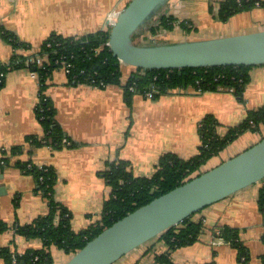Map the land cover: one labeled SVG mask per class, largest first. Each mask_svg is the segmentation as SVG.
<instances>
[{
  "label": "crops",
  "instance_id": "obj_1",
  "mask_svg": "<svg viewBox=\"0 0 264 264\" xmlns=\"http://www.w3.org/2000/svg\"><path fill=\"white\" fill-rule=\"evenodd\" d=\"M220 1L171 0L166 6L167 11L171 9L176 13L177 19L190 24L191 18L196 23L209 19L213 24H205L208 30H200V33L199 30L189 32L175 26L172 30L176 29L173 34H177V38L169 42L264 29V5H255L232 15L231 18L242 14L243 19L240 15L239 25L223 29L222 22L216 17ZM128 2L0 0V65L10 64L14 55L4 32L30 45L29 49L21 51L30 55L52 33L81 37L106 30L109 15L121 11ZM226 29L232 31L226 33ZM207 31L209 33H204ZM218 32L222 35L218 36ZM131 70V66L123 65L121 84L97 87L69 82L65 70L56 68L42 83V90L37 72L27 66L10 69L5 74L0 86V221L8 228L0 233V246L24 253L43 245L41 238H27L16 234L13 229L16 224H27L45 215L49 208L47 200L36 191L33 176L21 171L17 163L31 162L54 169L53 197L70 211V226L77 232L100 218L111 190L100 171L105 170L110 162L125 160L133 175L151 176L162 154L169 152L187 159L198 152V125L205 115L215 116L219 122L217 133L223 135L228 126L239 124L248 110L264 104V64L249 69V82L242 101L237 100L230 89L198 91L188 85L167 90L155 98L134 92L131 103L127 104L122 85ZM39 92L50 100L56 122L64 136L76 143L75 146L56 148L45 142L39 145L30 143L28 137L44 136L43 126L35 115ZM263 137L264 121L257 129L240 133L191 176L216 166ZM260 188V182L254 183L200 210L195 215V219L203 222L199 239L171 250V261L177 264L212 261L216 264H261L264 220L257 203ZM220 226L239 230V238L249 252L246 262H240L236 250L219 236L217 229ZM167 250V244L156 237L113 264H153L155 257ZM49 252L51 264H65L72 255L54 245L50 246ZM0 264L8 263L0 259Z\"/></svg>",
  "mask_w": 264,
  "mask_h": 264
},
{
  "label": "trees",
  "instance_id": "obj_2",
  "mask_svg": "<svg viewBox=\"0 0 264 264\" xmlns=\"http://www.w3.org/2000/svg\"><path fill=\"white\" fill-rule=\"evenodd\" d=\"M255 5H264V0H221L219 2L217 17L223 21L232 15L248 10ZM178 19L167 14L164 7L157 15L145 23L134 35L135 43L152 41L151 36L157 29L171 30ZM179 26L183 30L190 31L195 28L186 20H180ZM110 25L106 30L90 33L86 36L76 37L52 33L38 47L40 53L45 52L46 57L42 66L25 63L26 57L21 53L30 45L17 39L9 32H4V37L9 41L14 50L12 61L8 65H0V86L4 82L5 74L14 68L27 66L35 70L41 80V90L44 81L51 72L61 66L62 62L70 63L67 76L69 82L86 83L105 87L110 84H121L123 65L112 55V51L106 45ZM149 32V33H147ZM151 35V36H150ZM56 61L58 63L56 64ZM253 65H227L214 67H186L182 69H141L131 67L128 79L122 85L124 98L127 104L131 103V96L135 91L144 94L154 89L153 98L160 93L171 89H181L192 85L196 90L208 91L216 89H230L237 100H243L246 84L249 82V69ZM130 86L134 89L131 90ZM35 115L44 129V136L28 137L31 144L39 145L43 142L53 147L65 145L63 139L69 142L66 146H75L76 143L64 136L60 125L55 120V110L50 100L39 92ZM264 121V104L248 110L245 118L237 125L228 126L225 134L217 133L219 122L212 114L205 115L198 125L200 145L198 152L188 159L178 157L173 153H164L157 161L153 175L135 176L127 161L117 159L110 162L100 175L110 186V194L105 200L99 220L80 231H73L70 226V211L53 197L56 174L52 167L38 166L31 162L17 163L21 171L29 173L35 180V189L47 200L48 212L35 218L27 224H16L13 229L16 234L27 238L39 237L43 245L39 249L26 251L19 258L17 264H51L52 257L50 246L54 245L65 253L73 254L82 248L87 241L95 237L104 227L122 218L136 208L150 202L153 198L188 181L191 174L199 169L208 159L217 155L240 133L246 130H255ZM4 162V161H3ZM191 176V177H190ZM195 176V175H194ZM261 188L258 195V208L264 220V179L260 181ZM199 212V211H198ZM193 213L181 223L167 229L159 239L168 247L166 253L155 257L153 264H177L171 261L170 251L196 242L203 230L201 219H195ZM8 228V225L0 221V233ZM218 234L237 252V259L246 262L249 252L239 238V230L229 226H220ZM12 250L8 246H0V259L10 264ZM37 257V259H34ZM206 264H216L208 262ZM261 264H264V255L261 256Z\"/></svg>",
  "mask_w": 264,
  "mask_h": 264
},
{
  "label": "water",
  "instance_id": "obj_3",
  "mask_svg": "<svg viewBox=\"0 0 264 264\" xmlns=\"http://www.w3.org/2000/svg\"><path fill=\"white\" fill-rule=\"evenodd\" d=\"M170 1L129 0L118 12L109 30L108 47L121 65L182 69L264 64V29L205 39L135 43V33ZM263 179L264 137L104 227L65 264H113L191 214Z\"/></svg>",
  "mask_w": 264,
  "mask_h": 264
},
{
  "label": "rangeland",
  "instance_id": "obj_4",
  "mask_svg": "<svg viewBox=\"0 0 264 264\" xmlns=\"http://www.w3.org/2000/svg\"><path fill=\"white\" fill-rule=\"evenodd\" d=\"M169 7V6H168ZM168 14H171V15H173V16H177V14L176 13H174L173 11H171V9H169L168 11ZM240 15H242V14H238L237 16H235V17H233V18H231V17H229L227 20H225V21H223V20H221V19H219L218 21H220V22H222V24H221V26H222V28L224 27V28H227L228 26H233V24L234 25H236V24H238V22H239V20H240ZM216 17H217V12H216ZM177 18V17H176ZM218 18V17H217ZM242 19H243V15H242ZM190 20V22H191V24H192V26L193 27H195V28H193V29H191L189 32H192V31H195V30H199V33H200V30L202 31V30H208V27H207V25H205V24H213V22L211 21V20H209V19H207V20H200V22L199 21H197V23H196V20H194V19H189ZM180 21V19L178 18V22ZM178 22H175L176 24H175V26H176V28L177 27H180L179 26V24H178ZM219 23V22H218ZM197 24H199V25H197ZM197 25V26H196ZM239 25V24H238ZM237 26H235V27H233V29H235ZM175 28V27H174ZM223 28V29H224ZM173 29V28H172ZM171 29V31H167L166 29H163V27H160V28H158L157 29V32L154 34V35H152V41H150V42H158V43H166V42H169V40H174V39H176L177 38V34H173L174 32H175V30H172ZM185 31H187V30H185ZM212 31V30H211ZM222 31V30H221ZM230 31H232V30H229V29H226V33H229ZM147 33H149V32H147ZM204 33H209L208 31L207 32H204ZM225 33V34H226ZM217 35L218 36H220V35H222L221 33H217ZM151 36V35H150ZM149 41H145V42H143V43H148ZM171 42V41H170ZM188 159V158H187ZM146 177H148V176H146Z\"/></svg>",
  "mask_w": 264,
  "mask_h": 264
},
{
  "label": "built area",
  "instance_id": "obj_5",
  "mask_svg": "<svg viewBox=\"0 0 264 264\" xmlns=\"http://www.w3.org/2000/svg\"><path fill=\"white\" fill-rule=\"evenodd\" d=\"M117 15H118V12H113L109 15L108 22H109L110 26L115 21ZM106 45L108 46V41L106 42ZM45 57H46V53L45 52L40 53L37 49V50L33 51L32 54H30L26 57L25 63H27V64L34 63L35 65L42 66ZM57 63H58V61H56V64ZM71 67H72V65L70 63L62 62L61 66H59L58 68H63L67 74ZM2 75H3V73L0 72V78L2 77ZM93 86L102 87L100 85L99 86L93 85ZM130 89L133 90L134 87L130 86ZM198 91H200V90L198 89ZM153 94H154V89H151L149 91H146L144 93V96H146L148 98H153ZM63 143L65 145H68L69 142L67 141V139H63ZM22 254L23 253H20L17 251H12L11 255H10V264H17L19 258L22 256ZM34 259H37V257H35Z\"/></svg>",
  "mask_w": 264,
  "mask_h": 264
}]
</instances>
